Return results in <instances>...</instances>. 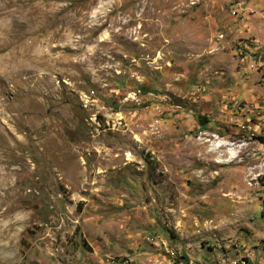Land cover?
<instances>
[{"label":"rangeland","instance_id":"1","mask_svg":"<svg viewBox=\"0 0 264 264\" xmlns=\"http://www.w3.org/2000/svg\"><path fill=\"white\" fill-rule=\"evenodd\" d=\"M0 264H264V0H0Z\"/></svg>","mask_w":264,"mask_h":264}]
</instances>
